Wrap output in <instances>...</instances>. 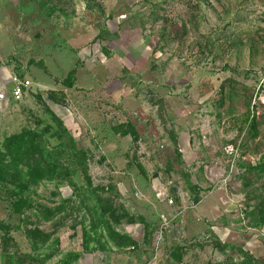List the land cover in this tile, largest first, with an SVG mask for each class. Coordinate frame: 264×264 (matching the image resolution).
Listing matches in <instances>:
<instances>
[{
    "label": "rangeland",
    "instance_id": "rangeland-1",
    "mask_svg": "<svg viewBox=\"0 0 264 264\" xmlns=\"http://www.w3.org/2000/svg\"><path fill=\"white\" fill-rule=\"evenodd\" d=\"M13 75L0 264H264V0H0ZM48 163L66 176L29 184Z\"/></svg>",
    "mask_w": 264,
    "mask_h": 264
},
{
    "label": "trees",
    "instance_id": "trees-1",
    "mask_svg": "<svg viewBox=\"0 0 264 264\" xmlns=\"http://www.w3.org/2000/svg\"><path fill=\"white\" fill-rule=\"evenodd\" d=\"M74 75H75V71L74 70H72V71H70L69 73H68V76H67V78H66V80L64 81V85L66 86V87H68V88H71L72 86H73V82H74ZM20 76V75H19ZM21 77V76H20ZM54 95L53 94H51V96H50V99H52V100H55L54 99V97H53ZM54 116V119L58 122V124H59V126H62V123H61V121L55 116V115H53ZM126 127L128 126V125H125ZM124 125L123 126H120V127H118L117 129H114V132L116 133V134H119L120 136H123V137H126V136H129L130 138H131V140H132V142H137V140H138V135H137V132L133 129V128H129V127H127L128 129H129V132L128 131H120V129L121 130H123L124 128ZM29 136H28V140L27 141H25L24 140V135H22V136H13L9 141H8V143H11V142H16L17 144H18V146L19 147H22V148H25L26 146L28 147L27 149L31 152V151H37L38 149H39V147H40V142H41V136H39L37 133H29L28 134ZM11 148V146L8 144V146L6 147V149H10ZM70 148H71V150H73V151H75V148H74V146L72 145V142L70 143ZM44 150V149H43ZM38 153H40L41 151H37ZM55 153H57V149L55 148V149H53L52 151H51V153H47V156H49V155H54ZM76 154H80V153H76ZM39 156L41 157L42 156V153L41 154H39ZM27 157H28V153H21L20 154V158H19V160H18V163L19 164H26L25 163V160L27 161L28 159H27ZM47 166H48V169H46V170H43V169H41L38 165L35 167V169L34 170H30L29 171V181H28V183L29 184H32V185H36L37 183H38V180H40V178L42 177V176H45V178H47V179H49V180H51V179H57V178H60L61 177V175L60 174H63L64 176H66L65 174H64V172H63V170H62V168L60 167V165H55L54 163H53V165H50L49 163L48 164H46ZM82 165H83V163H82ZM15 168H17L16 166H15ZM83 168H84V170H83V173H84V175H85V178H86V182H87V184H88V186L90 185V179H89V177H88V175H87V169H86V166L85 165H83ZM62 172V173H61ZM16 173V172H15ZM19 176V175H18ZM24 188V187H23ZM22 205L23 206H27V204L26 203H22ZM48 219V218H47ZM111 238H112V240H113V242L117 245V246H125V243L128 245V244H134L135 245V243H131L130 242V239L129 238H127V237H123V236H120V235H118L117 233H115L114 231L113 232H111ZM29 235H30V237L31 238H33V239H36L37 237H38V235H41V237L43 238V242L44 241H47V239H48V236L47 235H42V234H40V232H38V230H35V231H32V232H29Z\"/></svg>",
    "mask_w": 264,
    "mask_h": 264
},
{
    "label": "built area",
    "instance_id": "built-area-1",
    "mask_svg": "<svg viewBox=\"0 0 264 264\" xmlns=\"http://www.w3.org/2000/svg\"><path fill=\"white\" fill-rule=\"evenodd\" d=\"M32 92L31 82L17 75L9 78L7 89H0V105L11 103H21L30 96Z\"/></svg>",
    "mask_w": 264,
    "mask_h": 264
}]
</instances>
